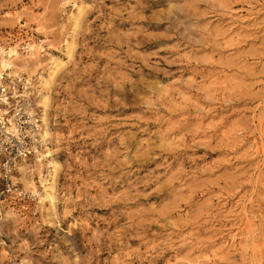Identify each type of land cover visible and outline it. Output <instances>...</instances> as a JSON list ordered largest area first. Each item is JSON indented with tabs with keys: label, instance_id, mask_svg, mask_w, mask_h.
I'll list each match as a JSON object with an SVG mask.
<instances>
[{
	"label": "rangeland",
	"instance_id": "1",
	"mask_svg": "<svg viewBox=\"0 0 264 264\" xmlns=\"http://www.w3.org/2000/svg\"><path fill=\"white\" fill-rule=\"evenodd\" d=\"M76 1L71 37L64 1L0 0L4 45L36 42L64 61L51 79L42 71L45 103L27 92L41 132L43 118L50 127L40 150L58 164L57 207L20 181L25 159L40 188L35 154L16 160L9 187L0 178V264H252L238 238L225 244L239 205L264 215V195L248 199L264 178L250 149L264 108V0ZM210 248L227 259L195 261Z\"/></svg>",
	"mask_w": 264,
	"mask_h": 264
},
{
	"label": "bare ground",
	"instance_id": "2",
	"mask_svg": "<svg viewBox=\"0 0 264 264\" xmlns=\"http://www.w3.org/2000/svg\"><path fill=\"white\" fill-rule=\"evenodd\" d=\"M65 2V4H69L71 6V9L69 11V14H67L66 19L70 22L69 30H71V37H73V34L75 35L76 30H78L80 23L82 21V14H83V7L80 5L76 0H62ZM230 13L228 12L227 18L232 21L233 25L235 23H239V20L242 19V17L237 16L233 14L235 10L230 9ZM253 13H249V16H251ZM31 18V17H30ZM21 21V20H20ZM37 26V32L44 33L45 38L47 40L50 39V35L46 32H43L45 29V26L40 21H35ZM236 29L234 26L230 25L227 29L223 31V34L225 37H230L226 42H232L234 33ZM218 32V30H217ZM46 41V40H45ZM22 44L27 45V49L25 50V53L27 54V57H21L20 52L18 51V46ZM231 44V43H230ZM24 47L21 46V49H24ZM73 43L67 42V39L64 38V43L62 45L61 49L64 51V55L67 59L71 58L73 55ZM4 47H0V51H3ZM45 52V49L43 46H40V44L34 42V44L30 43H23L17 42L10 46L8 53H12V59L11 60H4L2 59L0 61V70L3 68H9L10 72L18 75L19 73H24L27 75L26 79L28 80V83L30 84V91H28L29 94H34L35 98L42 99V102H46L47 95L43 92V87L49 84L50 79L52 76L56 73L58 68L63 66L64 61L61 58L54 57L52 54L45 52L46 54L42 55V53ZM45 57V60L47 63L44 65L42 64L40 58ZM12 60H15V62H12ZM41 70V71H40ZM40 71V72H39ZM42 71L47 72V77L50 79L44 80L42 76ZM34 77H36L34 79ZM223 82V81H221ZM43 92V93H42ZM27 93V95H28ZM44 112L46 105L44 104ZM42 132L41 136L43 139L45 138H51V132L50 127L47 125V121L45 118L42 119ZM203 121L201 120L200 123ZM258 136L254 140V142L250 145V149L252 150V154H259L264 158V108L262 111L261 117L258 119ZM224 136V135H223ZM226 137L228 135H225ZM44 161H47L46 165L47 168V177H43L41 168L43 167ZM57 161L55 160L53 150L50 147H44L42 150H39L35 153L34 159H33V167L37 171V174L39 176V183L40 188L36 189V187L33 185V180L30 175H28V167L26 164V160H20L17 162V168L18 172L21 176L20 181L23 183L24 187L26 188H32V194L36 195V197L39 199V205L40 207H44L45 205L48 206V209L53 214L56 207H57V195L55 191V180L57 175ZM50 168V169H49ZM46 175V176H47ZM32 186V187H31ZM252 192L254 194L248 198L253 199V196L258 195H264V178L262 177L261 173H258L256 177L253 180L252 184ZM252 203L250 202V206L248 207L245 205H239V219L241 221V225L239 226V231L237 233H234L229 236L227 244H225V248L234 246V242L238 238L239 241V247H237V250H240L242 252V257L245 260H249L252 264H260L259 261H257L255 258L259 257V259L264 257V235L257 233V225L262 224L264 225V215L262 213L255 214L254 211H252ZM243 226V227H241ZM264 231V230H263ZM220 248L221 245L219 246ZM225 249V250H226ZM224 248H222V251ZM199 256H196L197 258L195 261L203 258L208 257L215 258L219 257L220 259L227 257H222L223 255H226L223 252H214L210 249H205L204 251H201L199 253ZM222 255V256H221ZM222 257V258H221ZM25 260V257L22 259ZM25 262V261H22ZM27 264L28 261L26 260Z\"/></svg>",
	"mask_w": 264,
	"mask_h": 264
},
{
	"label": "built area",
	"instance_id": "3",
	"mask_svg": "<svg viewBox=\"0 0 264 264\" xmlns=\"http://www.w3.org/2000/svg\"><path fill=\"white\" fill-rule=\"evenodd\" d=\"M1 46L4 49L0 51V61L11 60L13 54L8 53L10 46L4 45L0 36ZM21 46H25L22 49L25 52L27 45ZM9 72V68L0 70V178L6 187H9L8 180L14 162L34 155L44 144L39 121L32 113L28 101L30 84L25 76H12ZM15 264L27 262L19 261Z\"/></svg>",
	"mask_w": 264,
	"mask_h": 264
}]
</instances>
